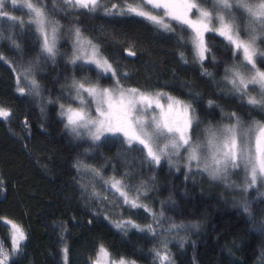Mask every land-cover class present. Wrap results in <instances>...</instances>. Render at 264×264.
Here are the masks:
<instances>
[{
  "label": "snow or ice",
  "instance_id": "obj_1",
  "mask_svg": "<svg viewBox=\"0 0 264 264\" xmlns=\"http://www.w3.org/2000/svg\"><path fill=\"white\" fill-rule=\"evenodd\" d=\"M52 5L49 9L47 0H19V3L11 0L12 9L27 10L25 20L10 14L8 0H0V17L12 22L7 25L9 32L17 28L24 31L27 25L28 31L35 33L39 48L27 62H19L16 91L21 96L34 98L42 114L48 104H57L67 133L76 140L91 141L73 167L81 196L95 200L98 205L93 214L103 215L122 236L135 230L158 241L150 249L153 264H174L169 245L178 242L182 247L184 240L176 241V237L198 229V225L167 216L163 202L157 213L143 202L151 190L149 185L142 181L133 186L125 181L132 179L141 165L159 167L162 159L170 168L179 171L172 159L175 156L183 160L185 179L206 174L208 179L220 181L229 189H239L241 211L248 214L255 228L251 213L254 201L243 193L257 188L256 198L264 197V192L260 191L264 188V120L245 121L236 112L225 113L221 105L209 98L207 107L220 108L227 122L213 125L209 121L201 129L204 122L197 116L194 106L203 99L200 93L189 90V97L182 99L163 89L143 90L126 85L124 81L129 74L119 69L118 58L107 53L98 39L85 34L76 20L79 15L91 17L96 13L107 17H140L158 31L174 35L180 62L199 64L201 75L210 78L217 92L247 104L250 112H264V0H52ZM61 13L75 17L70 21L71 28L66 29L55 18ZM65 33L72 44L70 55L61 53L60 42ZM215 37L221 38L222 47L232 57L230 62L225 61L220 80L205 64L210 61L215 67L219 63L209 43ZM5 38L20 48L15 35L5 37L0 30V39ZM189 47L191 57L186 55ZM128 55L134 53L129 50ZM57 57L72 65V74L65 77L68 95L62 90L53 100L43 95L38 72L49 62L56 64ZM105 79L112 83L105 86L102 83ZM11 115L10 110L0 106V120L8 121ZM105 144L119 146L117 159L122 157L125 165L119 178L117 175L106 178L102 174L108 164L89 163L90 154ZM129 158L139 163L131 164ZM112 167L115 172V165ZM241 173L242 183L229 180L233 174ZM2 186L0 180V190ZM108 194L114 197L115 207L129 211L143 208L151 221L145 225L136 223L131 216L138 213H131L127 219L122 214L119 219H113L110 215L114 212L112 202L106 203ZM4 222L11 226V247L7 248L0 239V264H16V257L22 253L28 236L20 224ZM259 231L264 232V224ZM60 239L65 241L63 235ZM61 251L64 264H67L69 249L66 243ZM94 264H136V261L123 255L113 256L100 244Z\"/></svg>",
  "mask_w": 264,
  "mask_h": 264
},
{
  "label": "trees",
  "instance_id": "obj_2",
  "mask_svg": "<svg viewBox=\"0 0 264 264\" xmlns=\"http://www.w3.org/2000/svg\"><path fill=\"white\" fill-rule=\"evenodd\" d=\"M47 3L51 9L52 0ZM8 6L11 15L27 20L26 9H12L10 3ZM55 18L68 29L75 17L61 13ZM11 23L0 17V30L4 36L15 35L20 44L17 49L6 38L0 39V106L12 113L8 121L0 120V180L3 181L0 239L10 249L5 219L26 230L28 239L22 253L16 257V264H64L63 243L69 249L67 264H92L100 244L113 256L123 255L138 264H153L150 249L158 241L135 230L122 236L103 215L93 214L98 209L95 200L81 196L73 164L85 153L91 141L76 140L67 133L57 104H48L42 114L34 98L21 96L16 91L19 62H27L39 48L35 33L29 32L27 25L24 31L17 28L9 32L7 25ZM76 23L85 34L98 39L107 53L118 58L119 69L129 74L124 81L126 85L143 90L163 89L182 99L189 97V90L200 93L203 99L194 106L197 116L204 122L201 129L209 121L216 125L226 120L220 108L207 107L209 98L221 105L225 113L236 112L245 121L264 120V112H250L247 104L217 92V86L210 78L201 75L199 64L181 63L175 36L158 31L146 20L96 13L91 17L79 15ZM207 35L213 36L212 33ZM220 41V37L209 41L219 63L213 67L210 61H205L217 80L223 76L225 61L230 62L232 58ZM60 44L61 53L70 55L72 44L67 33ZM129 50L134 55L129 56ZM186 55L191 57L190 47ZM71 74L72 65L61 57H57L56 64L49 62L43 66L38 72L43 95L55 100L64 90L67 96L65 77ZM102 83L107 86L112 81L105 79ZM118 147L105 144L90 154L89 163L108 164L102 173L106 178L112 175L119 178L124 172L123 158L117 159ZM129 160L131 164L139 163ZM179 169L170 168L165 161L159 167L150 168L144 164L135 171L132 179L125 181L133 186L142 181L147 183L151 190L143 202L157 213L163 202L167 216L198 225V229L176 237V241L184 240L182 247L178 242L169 245L174 264H264V232L259 231L260 225L264 224V197L257 199L254 189L243 193L254 201L251 208L254 228L248 214L239 206L242 199L239 189H229L225 184L208 179L206 174L185 179V169ZM108 196L114 208L110 214L113 219H119L121 214L127 219L131 213H138L131 216L136 223L145 225L151 221L143 208L129 211L115 207L114 197ZM61 235L65 237L64 242Z\"/></svg>",
  "mask_w": 264,
  "mask_h": 264
},
{
  "label": "rangeland",
  "instance_id": "obj_3",
  "mask_svg": "<svg viewBox=\"0 0 264 264\" xmlns=\"http://www.w3.org/2000/svg\"><path fill=\"white\" fill-rule=\"evenodd\" d=\"M8 3L11 4V0H8ZM18 3H19V0H18ZM148 7H151V6L149 5ZM158 11H162V10H158ZM172 23L175 25V22H174V21H173ZM250 87H251V86H250ZM66 106H67V105H66ZM226 122H227V120H225L224 123H226ZM172 159H173V161L176 162V164H177L178 167H183V168H184L183 160H178L175 156L172 157ZM163 161L166 162V160L162 159L161 162H163ZM184 169H185V168H184ZM236 171H239V170H236ZM229 180L232 181V182H236V183H242V181H243V175H242V173H241L240 175H235V174H233L232 176L229 177ZM216 182L221 183L220 181H216ZM221 184H224V183H221ZM252 189H254V190L257 191V188H252ZM235 190H238V189H235ZM260 190H261V191H264V188H260ZM116 195L118 196L119 194L116 193ZM109 201H110V200H108L107 202H109ZM5 220H9V219H5ZM9 221H11V220H9ZM12 222H13V221H12ZM7 225H8V229H9V234H10V236H11V226H10V224H7ZM24 244H25V242H24ZM96 257H97V256H96ZM95 260H96V258L93 260V262H94ZM136 264H138V263H136Z\"/></svg>",
  "mask_w": 264,
  "mask_h": 264
},
{
  "label": "water",
  "instance_id": "obj_4",
  "mask_svg": "<svg viewBox=\"0 0 264 264\" xmlns=\"http://www.w3.org/2000/svg\"><path fill=\"white\" fill-rule=\"evenodd\" d=\"M92 264H94V262Z\"/></svg>",
  "mask_w": 264,
  "mask_h": 264
}]
</instances>
